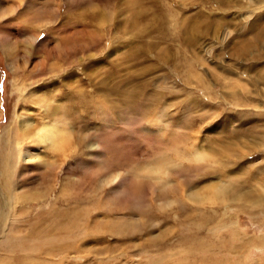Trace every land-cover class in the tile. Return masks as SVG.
I'll list each match as a JSON object with an SVG mask.
<instances>
[{
  "label": "rangeland",
  "instance_id": "rangeland-1",
  "mask_svg": "<svg viewBox=\"0 0 264 264\" xmlns=\"http://www.w3.org/2000/svg\"><path fill=\"white\" fill-rule=\"evenodd\" d=\"M0 137L16 264H264V0H0Z\"/></svg>",
  "mask_w": 264,
  "mask_h": 264
},
{
  "label": "bare ground",
  "instance_id": "bare-ground-1",
  "mask_svg": "<svg viewBox=\"0 0 264 264\" xmlns=\"http://www.w3.org/2000/svg\"><path fill=\"white\" fill-rule=\"evenodd\" d=\"M33 37H35V36H33ZM3 39V38H2ZM33 39V38H32ZM77 88V87H76ZM27 122V121H26ZM15 124H16V122H15ZM21 124H23V125H21L22 126V128L21 129H18V128H16L15 127V125L13 124V125H11V127L8 129V130H6L5 131V135H4V133L2 134L3 136H4V142H5V147L7 148V151L4 153H2V157H4L5 159H6V162H5V160H4V162H3V165L5 166V170H4V174H6L7 173V166L9 165H11L12 167L14 166V164H12L11 162H13V160H14V158H16L15 156V154L17 153V154H19V153H21L22 152V150H23V146L25 145V142H26V138H28L27 137V134H26V130H25V123H24V120L21 122ZM48 124V123H47ZM46 123L43 125V132H39V133H37V137L39 138V140H37V141H40L42 138L40 137V135L42 134V133H44L43 134V139L42 140H44V139H46V138H48V136H50V135H52V136H54L56 133H55V129H54V127H50V125H47ZM6 129V128H5ZM52 136H51V138H52ZM1 138V137H0ZM3 138V137H2ZM37 138V139H38ZM14 140V141H13ZM10 142H12L14 145L13 146H11L10 145ZM8 144V145H7ZM0 150H2V149H0ZM0 155H1V151H0ZM199 157V156H198ZM15 160H17V159H15ZM18 162H16V164H17ZM2 166V165H1ZM3 175V174H2ZM217 188H219L218 190H216ZM214 191H216L217 192V194H222L223 193V189L222 188H220V187H214ZM245 195H246V193H245ZM214 196V195H213ZM260 201H262V202H264V200H262V199H260V200H252V199H250L249 201L247 200V204H249L248 206L249 207H256L257 205H259L258 203H260ZM227 202V201H226ZM10 218V217H9ZM2 226V225H1ZM5 226V225H4ZM4 229V228H3ZM51 231V230H50ZM3 232V231H2ZM1 232V233H2ZM1 237V236H0ZM3 237V236H2ZM4 237H6V236H4ZM52 237H48V238H44L43 240L42 239H36V238H34V241L31 243V247H30V255L28 256V257H32L33 255V252H32V250L34 251V249L36 248V247H38V245L42 242V243H48L49 241H50V239H51ZM6 241H7V239H6ZM31 241V240H30ZM5 243V242H4ZM29 243V242H28ZM8 246V245H7ZM28 247H29V245H28ZM28 247H26L27 249H28ZM48 247V246H47ZM50 248H52L51 246H50ZM55 248V247H54ZM50 251V250H49ZM6 252H7V250H6ZM25 252V251H24ZM28 252V251H27ZM47 252V251H46ZM52 253V252H51ZM47 254H49V252L47 253ZM58 254V253H57ZM1 255H4V254H1ZM28 255V254H27ZM54 255V254H53ZM52 255V256H53ZM49 256H50V254H49ZM27 257V256H26ZM27 257V258H28ZM14 258V257H13ZM33 259H34V256L32 257ZM24 259H26L25 258V255H24ZM36 259H34V261L32 262V264H37V260L35 261ZM11 261V262H10ZM15 262V259H12L11 257H9V256H7V254L6 255H4V256H0V264H11V263H13V264H16V263H14ZM34 262H36V263H34ZM49 262V261H48ZM22 263V262H21ZM29 264V263H28Z\"/></svg>",
  "mask_w": 264,
  "mask_h": 264
},
{
  "label": "snow or ice",
  "instance_id": "snow-or-ice-1",
  "mask_svg": "<svg viewBox=\"0 0 264 264\" xmlns=\"http://www.w3.org/2000/svg\"><path fill=\"white\" fill-rule=\"evenodd\" d=\"M45 37H44V34H41V37L40 39L43 40Z\"/></svg>",
  "mask_w": 264,
  "mask_h": 264
}]
</instances>
